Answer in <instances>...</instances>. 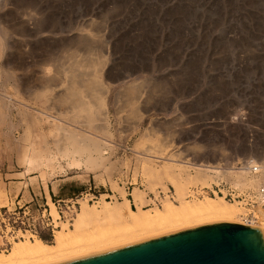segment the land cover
I'll return each mask as SVG.
<instances>
[{
  "label": "rangeland",
  "instance_id": "rangeland-1",
  "mask_svg": "<svg viewBox=\"0 0 264 264\" xmlns=\"http://www.w3.org/2000/svg\"><path fill=\"white\" fill-rule=\"evenodd\" d=\"M243 158L264 162V0H0V252L83 204L203 199L198 163Z\"/></svg>",
  "mask_w": 264,
  "mask_h": 264
},
{
  "label": "bare ground",
  "instance_id": "bare-ground-1",
  "mask_svg": "<svg viewBox=\"0 0 264 264\" xmlns=\"http://www.w3.org/2000/svg\"><path fill=\"white\" fill-rule=\"evenodd\" d=\"M95 143V141L86 143L87 151L89 152L90 156L88 158H90L89 160L91 161L95 160L93 156L96 153L99 158H104L103 150L99 148L100 145L98 147ZM238 160H247L249 163L250 161L255 160L260 166L259 172L257 174L251 173L249 169L244 170L238 168L236 166L237 164H234V167H231L230 165L233 164L230 162L226 163V169H224L223 171H217L216 169H214L215 165L213 164L215 163H210L208 165L198 163V165L199 168H202L203 166L207 167V171L212 177L211 179H213L212 184L227 182L233 188L238 189L242 194L248 192L258 193L264 183L260 184L258 181L252 180L251 177H259L261 176V174L264 175V162L259 163L257 159L252 158H244ZM201 171L202 174L204 170ZM197 173H199L200 175V172ZM208 177L207 179H209ZM200 178L205 179V177L201 175L198 176L197 179L200 180ZM231 178H234L235 180L237 179L239 183ZM241 179H251V181L257 182V186L253 187L252 185V188L244 189L241 187V184H244V186L246 184ZM240 180L243 183L241 182L240 184ZM249 180L248 182H250ZM246 186H248V184ZM207 189H212V185ZM177 190L178 192L181 191L179 187H177ZM194 194L197 195V193L195 192ZM207 195L222 196L223 198L216 197L217 199H220L217 200L216 198L209 196H204L203 199L194 197L191 200L183 199L178 205H176L172 201H166L165 204H163L162 208L156 207V209L146 211L142 209L141 193L137 190V193L134 197L137 205V210L131 208L129 202H127V199H124V203L121 204L122 206L116 207H114L112 203L105 201L104 199L101 203H99V206L83 204L81 211L79 212L77 219L75 220V228L73 230H68L67 226V230L56 231L53 244L47 243L41 239H35L34 241H31L28 240V237L26 241L13 242L14 244L10 251L0 252V264L66 263L76 259L115 251L156 237H161L181 231H187L190 229H196L198 225L207 227L208 225L212 226V224L214 222L216 223V221H234L236 219H239L241 215L244 214L243 211L245 209L248 211V215L247 213L244 214V219L242 218V225L258 229L264 233L263 202L259 201L257 205L248 207V205L244 201L238 199L229 200L226 197L227 193L224 190H222V194L216 192L210 194L207 190ZM226 200L230 202H227ZM231 202L238 203L240 207L243 206L245 209L243 207L240 208L238 206H235V204H232ZM109 218H114L115 220L118 219L119 223L121 224H119L118 222L115 223L119 224L120 227L117 228L119 225L115 226L116 224H114V226H112V229L106 228V226H108L106 225L101 230H98L99 232L97 233L90 232V234H88L89 232L87 233V231L84 233L83 226L88 225V222L94 220H109Z\"/></svg>",
  "mask_w": 264,
  "mask_h": 264
},
{
  "label": "water",
  "instance_id": "water-1",
  "mask_svg": "<svg viewBox=\"0 0 264 264\" xmlns=\"http://www.w3.org/2000/svg\"><path fill=\"white\" fill-rule=\"evenodd\" d=\"M61 264H264V233L216 224Z\"/></svg>",
  "mask_w": 264,
  "mask_h": 264
},
{
  "label": "built area",
  "instance_id": "built-area-1",
  "mask_svg": "<svg viewBox=\"0 0 264 264\" xmlns=\"http://www.w3.org/2000/svg\"><path fill=\"white\" fill-rule=\"evenodd\" d=\"M226 163H227L226 161L217 162L213 164L215 165L214 169H216L217 171H223L224 169H226V165H227ZM230 163L233 164V165L229 164L231 167H234V164H237L236 166L240 169H244V170L249 169L251 173H255V174L259 172V170L257 171L254 168L249 167L250 163L247 160L246 161L236 160ZM207 190L210 194H213L214 192L222 194V190H224L226 191L227 193L226 197L229 200L238 199V200L244 201L248 205V207H251L252 205L253 206L257 205L259 201L264 203V185L260 188V191L258 193L248 192V193L242 194L238 189L233 188L227 182L219 183V184H212V189H207Z\"/></svg>",
  "mask_w": 264,
  "mask_h": 264
},
{
  "label": "clouds",
  "instance_id": "clouds-1",
  "mask_svg": "<svg viewBox=\"0 0 264 264\" xmlns=\"http://www.w3.org/2000/svg\"><path fill=\"white\" fill-rule=\"evenodd\" d=\"M249 167H252L258 171L260 166L257 164V162L255 160H252V161H250Z\"/></svg>",
  "mask_w": 264,
  "mask_h": 264
},
{
  "label": "crops",
  "instance_id": "crops-1",
  "mask_svg": "<svg viewBox=\"0 0 264 264\" xmlns=\"http://www.w3.org/2000/svg\"><path fill=\"white\" fill-rule=\"evenodd\" d=\"M50 202H51V204H53V205L55 206V204H54L52 198L49 196V205H50ZM50 206H51V205H50ZM55 207H56V206H55ZM51 209H52V207H51Z\"/></svg>",
  "mask_w": 264,
  "mask_h": 264
},
{
  "label": "trees",
  "instance_id": "trees-1",
  "mask_svg": "<svg viewBox=\"0 0 264 264\" xmlns=\"http://www.w3.org/2000/svg\"><path fill=\"white\" fill-rule=\"evenodd\" d=\"M46 242V241H45ZM47 243H49V242H47ZM51 244V243H50Z\"/></svg>",
  "mask_w": 264,
  "mask_h": 264
}]
</instances>
